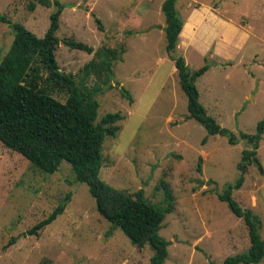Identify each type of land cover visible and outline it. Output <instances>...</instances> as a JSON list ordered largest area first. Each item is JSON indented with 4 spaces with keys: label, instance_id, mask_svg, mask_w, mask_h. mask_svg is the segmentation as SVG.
Segmentation results:
<instances>
[{
    "label": "rangeland",
    "instance_id": "1",
    "mask_svg": "<svg viewBox=\"0 0 264 264\" xmlns=\"http://www.w3.org/2000/svg\"><path fill=\"white\" fill-rule=\"evenodd\" d=\"M31 1L0 0V14L43 37L56 7L38 4L31 11ZM60 1L65 9L56 57L63 72L80 76L99 50L118 51L112 87L97 96L98 121L109 112L125 118L117 123V135L103 144L100 176L131 193L143 188L146 199L158 205L165 204L162 181L171 187L175 208L161 229L171 241L165 264H223L226 257L247 252L248 227L218 193L239 179L238 163L251 145L244 139L230 144L228 136L209 134L190 116L166 50L165 0ZM177 9L185 25L178 52L191 70L210 65L196 82L208 113L238 136L256 133L264 120V0H178ZM14 36L9 24H0V61ZM68 39L87 43L94 52L74 49ZM86 83L104 81L91 75ZM123 88L134 102L123 96ZM53 95L63 102L68 98L61 90ZM258 156L264 165V134ZM68 193L72 197L63 214L38 235H23ZM233 196L259 213L264 236V173L250 165ZM152 255L150 245H134L100 214L88 185L76 180L68 161L54 174L45 173L0 141V264H151Z\"/></svg>",
    "mask_w": 264,
    "mask_h": 264
},
{
    "label": "trees",
    "instance_id": "2",
    "mask_svg": "<svg viewBox=\"0 0 264 264\" xmlns=\"http://www.w3.org/2000/svg\"><path fill=\"white\" fill-rule=\"evenodd\" d=\"M177 2L165 0L162 5L166 17V50L175 63L181 87L187 95L190 116L202 123L209 134L228 136L230 144L244 139L251 145L243 150L238 163L239 179L218 193L219 199L226 202L237 217L244 219L251 246L247 252L226 257L223 264H258L264 258L262 218L253 209L243 207L233 194L243 186L250 165L257 166L264 173V165L258 156L264 120L259 122L256 133L242 131L238 136L208 113L196 82L210 65L206 62L200 68L191 70L185 56L178 52L184 21ZM38 4L56 7L43 37L22 22H13L6 14H0V24H9L15 33L11 47L0 61V141L45 173L54 174L64 161H68L75 171L76 180L88 185L100 214L121 228L134 245H150L153 250L151 264H165L171 241L161 234V229L167 213L175 208L171 187L162 181L165 204L158 205L146 199L143 188L131 193L110 185L100 176L104 164L103 144L107 136L117 135L120 129L117 123L125 118L121 112H109L98 121L100 102L97 96L105 86L112 87L113 63L120 59L118 51L110 47L99 50L84 66L80 76L63 72L56 50L60 43L57 31L65 5L60 0H32L29 9L34 11ZM96 20L101 27V20ZM66 44L74 49L94 52V47L82 41L68 39ZM91 75H96L104 83L88 85L86 82ZM54 90L65 91L67 100L57 99L53 95ZM122 93L131 103L134 102L126 89L123 88ZM206 141L207 138L203 140L204 143ZM198 169L202 170V157ZM71 197L72 193H68L48 217L23 235H38L64 213ZM16 241L17 237L9 244Z\"/></svg>",
    "mask_w": 264,
    "mask_h": 264
},
{
    "label": "crops",
    "instance_id": "3",
    "mask_svg": "<svg viewBox=\"0 0 264 264\" xmlns=\"http://www.w3.org/2000/svg\"><path fill=\"white\" fill-rule=\"evenodd\" d=\"M185 26V25H184ZM183 29H184V27H183ZM181 36V35H180Z\"/></svg>",
    "mask_w": 264,
    "mask_h": 264
}]
</instances>
